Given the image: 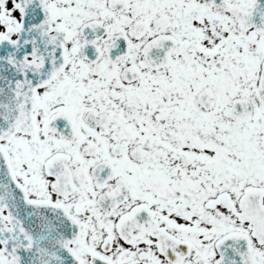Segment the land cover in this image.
<instances>
[{
    "label": "snow or ice",
    "instance_id": "1",
    "mask_svg": "<svg viewBox=\"0 0 264 264\" xmlns=\"http://www.w3.org/2000/svg\"><path fill=\"white\" fill-rule=\"evenodd\" d=\"M0 264H264V0H0Z\"/></svg>",
    "mask_w": 264,
    "mask_h": 264
}]
</instances>
